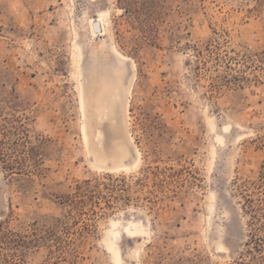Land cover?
<instances>
[{
  "label": "rangeland",
  "instance_id": "rangeland-1",
  "mask_svg": "<svg viewBox=\"0 0 264 264\" xmlns=\"http://www.w3.org/2000/svg\"><path fill=\"white\" fill-rule=\"evenodd\" d=\"M91 51L125 69L106 161ZM263 161L264 0H0V264H264Z\"/></svg>",
  "mask_w": 264,
  "mask_h": 264
},
{
  "label": "bare ground",
  "instance_id": "bare-ground-1",
  "mask_svg": "<svg viewBox=\"0 0 264 264\" xmlns=\"http://www.w3.org/2000/svg\"><path fill=\"white\" fill-rule=\"evenodd\" d=\"M95 22L99 23V20L97 19ZM95 56L96 54L92 51L88 54L90 61L86 66L89 69L87 73L89 82L88 85H83L80 88V108L86 118V125L88 126L87 123H89L90 127H96V133L101 142L100 145H98V156L100 155V157H103L104 161H106L109 160L114 152L116 153V149L119 151V145H109L108 139L111 138L113 132L118 129L119 119L121 118L120 115H124L127 108V99L125 100L127 96L123 98V88L121 89L125 69L122 68L123 65L122 67H118L117 64H111L103 69H96L95 65L92 64L93 61H91L94 60ZM116 56L118 55H115V57ZM118 59L120 64L125 63L122 57L118 56ZM101 71L105 73V75L111 76L114 84L109 83L100 87L97 82V76Z\"/></svg>",
  "mask_w": 264,
  "mask_h": 264
},
{
  "label": "trees",
  "instance_id": "trees-1",
  "mask_svg": "<svg viewBox=\"0 0 264 264\" xmlns=\"http://www.w3.org/2000/svg\"><path fill=\"white\" fill-rule=\"evenodd\" d=\"M6 165V163H5ZM261 172H260V177H259V184L255 185L254 191L257 192V198H252L249 194H247L249 190V186L246 184H237L236 189L241 195L243 199V212L245 214L249 215V218L251 221L249 222V228L251 231L250 237H254V233L256 230L254 229V221H261V219L264 218V161L263 164L260 167ZM252 192V193H256ZM264 220V219H263ZM262 223V222H261ZM264 224V221H263ZM264 226V225H263ZM253 232V233H252ZM11 236V233L8 231H4L3 227L0 225V249L2 250V246L6 242V240L9 239ZM11 238V237H10ZM26 242L24 240H20L19 243L16 242L17 246H23L25 247ZM7 264H16V262L10 263L8 261H5Z\"/></svg>",
  "mask_w": 264,
  "mask_h": 264
},
{
  "label": "water",
  "instance_id": "water-1",
  "mask_svg": "<svg viewBox=\"0 0 264 264\" xmlns=\"http://www.w3.org/2000/svg\"><path fill=\"white\" fill-rule=\"evenodd\" d=\"M92 27H93L94 32L98 34L99 30H100L99 29V24L95 22V23H93Z\"/></svg>",
  "mask_w": 264,
  "mask_h": 264
}]
</instances>
